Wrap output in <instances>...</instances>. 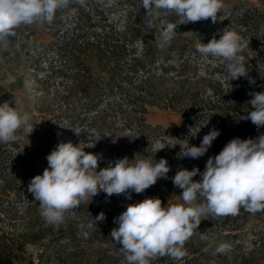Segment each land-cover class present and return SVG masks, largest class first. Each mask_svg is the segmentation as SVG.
Instances as JSON below:
<instances>
[{"label": "rangeland", "instance_id": "1", "mask_svg": "<svg viewBox=\"0 0 264 264\" xmlns=\"http://www.w3.org/2000/svg\"><path fill=\"white\" fill-rule=\"evenodd\" d=\"M222 2L216 23L209 19L184 24V36L206 44L214 35L219 39L225 28L235 30L242 43L248 45L240 54L245 57L248 75L255 79V85H250L244 77L230 81L227 62L222 58L203 56L198 51L187 53L184 59L196 66L199 75L206 79L202 82L203 92L200 94L206 108L218 105V100L223 101L227 94L232 95L239 89L248 91L264 80V0ZM137 6L134 0H69L60 10V19L50 25H21L15 30L16 35L8 38V46L0 48V105L9 102L22 114L29 113L32 125L36 126L30 135L21 130L25 139L20 145L21 149L27 150L30 170L23 165L16 142L0 143L3 173L8 177L16 173L18 180L27 182L21 186L19 202L18 199L13 201V207L22 217L15 225L17 232L28 234L26 242L33 240L34 233L41 236L36 243L24 245L16 264H127L120 251L121 245L111 237L112 229L119 227L114 218L126 211L128 205L150 197H159L163 206L182 203L179 197L182 190L173 186L171 192L176 193L168 194L162 182V185L149 188L150 197L145 196V191L140 194L132 192L131 199L124 194L107 197L101 192L92 201L67 213L63 223L56 226L41 216L38 201L27 191L31 176L42 175L48 167L47 155L60 142H71L74 146L84 143L85 152L102 154L97 170L119 159L122 152L131 151L135 142H141L134 136L135 128L120 113L126 112V108L117 93L103 96L95 103L96 107L86 104L87 100L75 87L72 54L60 48L63 42L74 44L77 25L83 26L90 35L112 32L120 42L136 44L139 48L142 35L138 29L143 22L139 21ZM150 31L156 39L162 38L159 22L154 23ZM208 112L210 109H205L201 115L185 118L176 110L148 109V123L160 126L163 131L162 142L156 140L154 145L171 159L173 177L180 168H199L203 172L208 158L219 154L225 146L219 131L220 135L203 157H180L181 148L186 149L188 144L199 146L210 129H217L213 123L216 117ZM231 117L240 121L237 114L232 113ZM225 119L229 120V116ZM28 135L30 145H26ZM93 144L95 146L90 147ZM193 179L199 181L201 176ZM100 212L106 214L103 222L95 229H81V225H87ZM2 216L6 215L2 212ZM0 224L5 222L0 221ZM84 232L88 235L85 236ZM202 234L208 239L201 240ZM41 242L44 249L39 245ZM220 243L229 244L231 250L217 254L215 249ZM184 250L186 255L179 260L165 255L151 260L150 264H264V212L245 218L209 215L185 243Z\"/></svg>", "mask_w": 264, "mask_h": 264}, {"label": "clouds", "instance_id": "2", "mask_svg": "<svg viewBox=\"0 0 264 264\" xmlns=\"http://www.w3.org/2000/svg\"><path fill=\"white\" fill-rule=\"evenodd\" d=\"M68 3L69 0H0V47L8 46V38L15 36L21 25H50L57 11ZM140 4L146 10L149 27L160 23L166 43L174 39L179 25L209 19L216 23L223 7L222 0H140ZM168 13H174L177 20L166 21ZM226 29L219 39L214 35L206 44L198 42L196 50L203 56L226 61L230 81L244 77L255 85V79L248 75L245 57L240 54L248 45L242 43L235 30ZM249 95L252 98L247 104L251 110L240 115L239 120H250L260 129L264 127V91ZM34 128L29 113L22 114L9 102L0 105V143L22 141L25 137L21 130L30 135ZM29 135L26 145H30ZM219 135V130L213 127L199 146L188 144L186 149L181 148L180 157H203ZM83 144L58 143L46 157L48 167L27 186L49 224L59 226L67 213L101 192L107 197L124 194L131 199L132 192L143 193L158 179H168L170 166L165 158L137 159L141 154H134L132 160L125 156L97 170L102 154L85 152ZM197 175L201 176L199 181L193 179ZM171 179L174 187L182 190L179 195L182 203L163 206L159 197H150L128 205L126 211L114 218L119 227L112 229L111 237L121 245L127 264H150L165 255L174 260L183 258L185 243L209 215L235 217L241 208L250 214L264 212V133L256 138H233L219 154L208 158L203 172L199 168H180ZM105 219L106 214L100 212L87 225H81V229H95ZM200 239L208 237L202 234ZM230 250L227 243H220L215 249L217 254Z\"/></svg>", "mask_w": 264, "mask_h": 264}, {"label": "trees", "instance_id": "3", "mask_svg": "<svg viewBox=\"0 0 264 264\" xmlns=\"http://www.w3.org/2000/svg\"><path fill=\"white\" fill-rule=\"evenodd\" d=\"M134 3L138 5L139 21L143 22L139 24L138 29L142 35L139 48L136 44L120 42L112 32H94L90 35L83 26L78 27V25V31L74 34V44L60 43L61 49L70 51L72 54L71 65L75 71V87H78V91L87 100V105L96 107L97 101L112 93H117L121 98L126 112L120 113L122 116L125 115L130 125L135 128L134 136L141 142L135 140L137 141L135 147L129 152H122L118 156L119 159L127 156L132 160L134 154H141L137 156V159L155 158L159 161L165 158L170 166L171 159L165 157L154 145L156 140L162 142L163 131L160 126H152L148 123L147 114L150 107L176 110L185 118L201 115L205 109H210L208 113L216 117L213 123L221 131L225 145L236 137L256 138L264 133L263 127L257 129L250 120L237 122L231 117L233 113L239 118L240 115L251 110V105L247 104V101L252 98L249 93L264 91V80L248 91L239 89L232 95L227 94L223 101L218 100V105L212 104L209 105L210 108H206L200 97L201 91L203 92L202 82L206 79L199 75L196 66L186 58L184 59L187 53L197 51L195 47L198 43L197 39L184 36L182 29L184 24L178 26L171 42L166 43L162 38L156 39L151 35V27L145 18L146 10L141 7L140 0H134ZM60 12V10L57 11L53 22L60 19ZM164 19L174 22L177 17L174 13H168ZM97 72L98 75H96ZM224 116L225 118L229 116V120L223 118ZM33 127L35 131L36 126ZM16 143V147L20 149L19 156L23 165L29 167L26 159L27 150L21 149V141ZM172 171L170 168L168 179H158L155 184H163L168 194L176 193L171 192L174 186L171 179ZM3 172L0 166V205H3V208L0 206V221L5 222L0 224V264H16L22 256L24 245L28 242L36 243L41 236L34 233L31 238L33 240L29 239L26 242L28 234L17 232L15 225L22 217L13 207V201L18 199L19 202L21 186L27 182L18 180L16 173L8 177ZM33 177L34 174L31 179ZM164 181H167L165 182L167 186ZM149 188L145 190L147 197L151 195ZM2 212L6 215L5 217L2 216ZM248 215L250 213L241 208L235 217L245 218ZM39 245L42 247L44 244L41 242Z\"/></svg>", "mask_w": 264, "mask_h": 264}]
</instances>
